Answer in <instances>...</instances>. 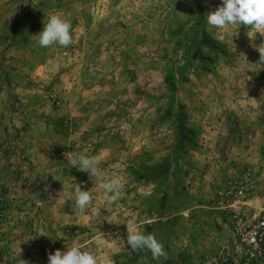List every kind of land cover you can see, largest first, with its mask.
<instances>
[{"label": "rangeland", "instance_id": "rangeland-1", "mask_svg": "<svg viewBox=\"0 0 264 264\" xmlns=\"http://www.w3.org/2000/svg\"><path fill=\"white\" fill-rule=\"evenodd\" d=\"M220 3L0 0V259L79 246L113 264H264V35L210 26ZM51 13L68 47H39ZM79 154L97 176L69 167ZM77 183L83 214L64 204ZM126 225L166 258L129 248Z\"/></svg>", "mask_w": 264, "mask_h": 264}, {"label": "clouds", "instance_id": "clouds-1", "mask_svg": "<svg viewBox=\"0 0 264 264\" xmlns=\"http://www.w3.org/2000/svg\"><path fill=\"white\" fill-rule=\"evenodd\" d=\"M207 13V23L215 29L235 26L237 31L239 26L244 25L254 30L253 36L256 33L264 35V0H221L214 10ZM71 28V21L67 17L59 13L49 14L47 23H43L42 30L36 34L39 47L48 48L53 45L68 47L73 43ZM59 67V65H55L53 71H58ZM99 163L100 161L96 157L87 154H79L74 159H68L69 167L86 172L90 177L97 176ZM99 179V188L105 195L106 203L111 204L122 198L124 181L121 177H100ZM55 198L52 196V199ZM92 199V194L88 190L82 189L81 184L77 183L74 189L65 195L64 204L74 205L83 214ZM100 209L98 208L96 211L97 217L100 216ZM28 239L21 241L27 242ZM126 245L133 251L145 249L150 251L153 259L166 258L164 247L154 234H145L143 231H137L127 226ZM20 252L19 248L13 257L0 259V264H9V262L11 264H28L26 260L18 258ZM47 264H113V262L107 256L98 257L92 250H85L79 246H66L64 250L57 249L53 253H49Z\"/></svg>", "mask_w": 264, "mask_h": 264}, {"label": "crops", "instance_id": "crops-1", "mask_svg": "<svg viewBox=\"0 0 264 264\" xmlns=\"http://www.w3.org/2000/svg\"><path fill=\"white\" fill-rule=\"evenodd\" d=\"M242 119H243V118H242ZM255 119H256V117L251 116L250 118L247 119V123H248V124H251L252 121H255ZM250 134H251V132H250Z\"/></svg>", "mask_w": 264, "mask_h": 264}, {"label": "built area", "instance_id": "built-area-1", "mask_svg": "<svg viewBox=\"0 0 264 264\" xmlns=\"http://www.w3.org/2000/svg\"><path fill=\"white\" fill-rule=\"evenodd\" d=\"M262 224H263V222H262Z\"/></svg>", "mask_w": 264, "mask_h": 264}]
</instances>
